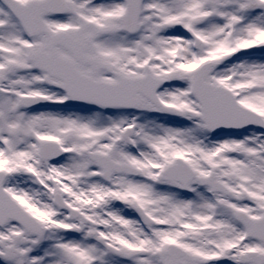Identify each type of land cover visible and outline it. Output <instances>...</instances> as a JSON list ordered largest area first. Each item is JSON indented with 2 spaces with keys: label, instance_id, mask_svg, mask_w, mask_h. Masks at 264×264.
Wrapping results in <instances>:
<instances>
[{
  "label": "snow or ice",
  "instance_id": "1",
  "mask_svg": "<svg viewBox=\"0 0 264 264\" xmlns=\"http://www.w3.org/2000/svg\"><path fill=\"white\" fill-rule=\"evenodd\" d=\"M0 264H264V0H0Z\"/></svg>",
  "mask_w": 264,
  "mask_h": 264
}]
</instances>
